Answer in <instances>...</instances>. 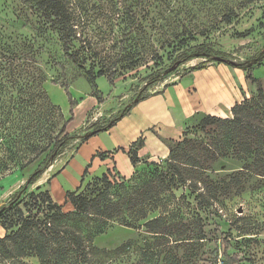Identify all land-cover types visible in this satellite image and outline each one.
Returning <instances> with one entry per match:
<instances>
[{
	"label": "rangeland",
	"instance_id": "rangeland-1",
	"mask_svg": "<svg viewBox=\"0 0 264 264\" xmlns=\"http://www.w3.org/2000/svg\"><path fill=\"white\" fill-rule=\"evenodd\" d=\"M66 1L75 12L74 45L81 48L84 62L88 66L118 64L120 75L115 82L106 75L97 78L98 95L89 80L63 54L59 36L48 22L22 0H0V99L4 105H9L8 100L13 105L21 94L28 97L43 87L49 100L61 108L68 121L67 132L71 137L62 153L29 187V192L48 190L64 212L74 211V206L66 201L67 191L84 187L92 176L107 170L106 158L102 159L99 152L117 150L119 166L116 169L113 164L111 168L126 176L131 162L128 156H122L128 155L126 145L144 135L148 140L139 153L150 158L137 165L138 175H149L153 160L166 166L164 161L169 154L152 159L153 153L170 149L180 140L161 138L157 148L151 135L152 126L160 118L177 119L181 117L180 110L198 106L196 92L190 98L187 93L196 82L208 81L205 93L213 91L210 87L213 84H220L218 91L222 98L219 97L217 106L222 114H229L232 102L240 103L258 94L257 83L247 77L248 69L214 60L202 69L190 71L191 66L207 58H194L181 65H174L173 61L182 50L211 42L227 58L248 62L264 48V0ZM131 22L137 30L132 34ZM125 52L131 56H124ZM166 71V79L147 92L153 93L162 90L166 83L171 84L162 97L167 99L170 113L143 116L147 103L163 102L162 98H153L162 92L154 94L136 103L115 125L84 141L82 136L94 126L105 124L133 103L151 73ZM250 72L264 86V59L254 64ZM221 85L225 89L220 91ZM240 95V99L236 98ZM40 102L42 107L33 109L44 112L48 100ZM202 113L195 111L189 120L197 123ZM254 122L264 135V116ZM193 126H190L191 137L211 142L209 136L196 132ZM217 132L223 130L217 129ZM213 149L220 154L219 158L208 161V168L197 175L201 180L199 191L206 198L196 199V194L187 189L176 193L178 200H172L170 207L180 205L181 210L170 215L171 225L166 233L109 221L105 231L90 240L88 233L93 230L94 221L67 220L73 230L84 235V247L77 253L71 252V259L60 264H264V150L259 148L253 158L241 159L246 155L241 147L237 151L231 146L224 151ZM39 161L24 170L15 167L0 174V206L9 203ZM86 169H89L87 174ZM182 192L185 195L179 199ZM207 200L208 206H201L200 202ZM48 205L34 201L28 207L31 216L52 240L47 263L25 249L29 241L37 239L34 234L22 237L17 234L18 227L6 229L0 222V264H55L51 252L59 244L53 242L54 235L45 227L51 217ZM179 212L184 217L178 216ZM158 213L152 212L150 217Z\"/></svg>",
	"mask_w": 264,
	"mask_h": 264
},
{
	"label": "trees",
	"instance_id": "trees-1",
	"mask_svg": "<svg viewBox=\"0 0 264 264\" xmlns=\"http://www.w3.org/2000/svg\"><path fill=\"white\" fill-rule=\"evenodd\" d=\"M22 2L33 8L57 32L63 54L89 80L95 94H99L96 83L98 77L106 75L110 81L115 82V79L120 75L117 63L111 66L106 63H101L100 66L96 64L88 66L82 58L81 48L75 47L76 16L66 0H22ZM136 31L134 22H131L130 34ZM126 38L128 37L125 36ZM124 56L131 55L129 52H125ZM218 56L225 59L220 62L248 69L247 77L258 85L257 96L244 98L240 103H236L231 109V117L202 113L199 121L193 123L194 126L191 128L209 136L211 142H206L204 138L196 140L191 137V124L187 125L182 139L170 147L169 156L164 161L166 166L153 160L151 162L153 169L149 175L145 176H139L136 170L137 165L143 159L147 162L150 158L143 157L139 153L145 145V136L141 135L132 142L127 150L130 161L135 167L133 176H123L119 171L115 173L111 167H108L100 175L92 176L84 187L79 186L74 191H67L66 201L74 206V211L70 212H64L62 205L53 200L48 190L29 192V187L35 184L54 163L71 137L67 132L68 121L65 120L61 108L49 100L43 87L28 97L21 94L13 105L9 100V105H4V100L0 99V153H3L0 156V174L15 167L24 170L40 159L29 179L14 194L9 203L0 206V222L3 226L6 229L18 227L17 234H21L20 236L34 234L37 239L29 241L25 245L27 247L25 249L47 263L50 257L47 250L52 240L46 236L41 224L31 216L28 207H31L30 204L34 201L35 203L39 201L49 203L48 210L51 211V217L46 221L45 227L49 228L50 233L54 235L53 242L59 244L51 252L55 264L66 262L67 259H71V252L77 253L84 247V235L79 230L76 231L70 227L68 222L70 220L89 219L94 221L96 224L93 226V230L88 233L90 240L95 234L104 232L109 221H116L137 229L144 227L153 233H166L168 225H171L170 215L177 209L181 210L180 205L174 209L170 207L172 200H178L176 193L181 189H187L196 194V199L206 198L205 193L199 191L198 183L201 180L197 178V175L208 168L206 166L208 161H216L219 158L220 154L213 147L221 151L230 146L235 151L241 147L246 153L245 156H241V159L253 158L259 148L264 150V135L254 122L264 116V86L260 79L250 72L254 64L261 63L264 59V48L246 63H233L211 42H204L193 46L192 50L184 49L179 52L173 64L181 65L194 58L206 57L205 62L190 67L189 70L193 71L206 67L208 61H218L216 59ZM130 59L133 61V58ZM166 74L167 71L151 73L133 103L105 124L94 126L92 131H88L82 136L84 141L91 135L115 125L142 99L161 93L162 90L153 93L147 91L151 86L164 81L167 77ZM170 85L166 83L163 88ZM12 98L13 96H10V99ZM45 99L48 100V108L44 112L36 110L42 107L40 101ZM61 120H63L62 123ZM217 129H222L223 132L218 133ZM114 152H99V156L105 159ZM223 153L226 156V152ZM88 172L89 169H86L85 174ZM184 195L185 193L182 192L179 199H182ZM26 198L28 199L26 200ZM200 203L201 206H208L209 201ZM28 211L29 215H26ZM157 211H159L158 214L150 217L152 212ZM179 215L184 217L180 212ZM62 235L63 238L60 240L59 236ZM67 245L70 248H66Z\"/></svg>",
	"mask_w": 264,
	"mask_h": 264
},
{
	"label": "crops",
	"instance_id": "crops-1",
	"mask_svg": "<svg viewBox=\"0 0 264 264\" xmlns=\"http://www.w3.org/2000/svg\"><path fill=\"white\" fill-rule=\"evenodd\" d=\"M207 84H208V81H206V80L198 81L195 84H193V86L191 88H189L187 90V93L189 94L188 98L192 97L193 96L192 93L196 92L197 97L199 98V102H200V104L198 106H196L194 108L187 107L186 110H180L179 112L181 114V117L177 118V119L160 118L152 126L153 129L151 131L152 132L151 135L154 137V141H156V143H157V145H156L157 148H159L158 145H161L160 143H162V141H161L162 139H164V140H168V139L181 140L183 137V133H184L186 126L194 123L193 120H189V119L191 118V116L193 115V113L195 111H202L203 113H210V114L218 115L221 117H231L232 116V110H230L229 114H227V113L222 114V113H220L219 107L217 106V104L220 102L219 97L222 98V95H220L219 91H218L220 84H213L212 86L209 85L213 89V91L210 90V91H208V93H205L206 90L204 89V87ZM172 85H174V84H172ZM223 88H224V86L221 85L220 91ZM168 90H169L168 87L163 88L162 93L153 96V98L165 97L166 94L168 93ZM233 93L236 94V92H233ZM236 98L240 99L241 95H240V97H236ZM162 100H163V102L160 103L159 105H153L151 103H147L146 104L147 109L144 110L143 116L144 117L163 116L165 114L170 113V106L168 107L167 99L162 98ZM233 103L234 102H232L229 105L230 108H231V106L233 107L235 105ZM147 140H148V138L146 136L145 137V144H146ZM132 142H130L128 145H126L127 149H129ZM168 154H169V149L165 148V151L163 149V151H157V152L153 153L152 159H156L159 157L163 158V157H166ZM122 156L126 157L128 155L123 154ZM128 160L130 162L129 156H128ZM105 161L106 162L104 164H105L106 168L111 167V165L115 164L116 169H117V166H119V164H118L119 163V154L116 153V151H115L113 154L109 155L105 159ZM100 165H102V164H100ZM134 171H135V167L130 162V173L126 176L127 177L131 176Z\"/></svg>",
	"mask_w": 264,
	"mask_h": 264
},
{
	"label": "water",
	"instance_id": "water-1",
	"mask_svg": "<svg viewBox=\"0 0 264 264\" xmlns=\"http://www.w3.org/2000/svg\"><path fill=\"white\" fill-rule=\"evenodd\" d=\"M218 61H224L225 59L223 58V57H221V56H218L217 58H216ZM231 60V59H230ZM233 63H235V61H233V60H231Z\"/></svg>",
	"mask_w": 264,
	"mask_h": 264
}]
</instances>
